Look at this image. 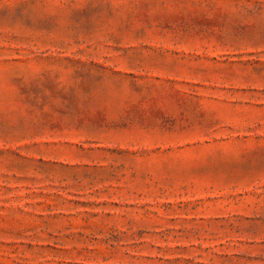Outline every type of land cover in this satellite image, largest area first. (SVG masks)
Wrapping results in <instances>:
<instances>
[{
  "label": "rangeland",
  "instance_id": "rangeland-1",
  "mask_svg": "<svg viewBox=\"0 0 264 264\" xmlns=\"http://www.w3.org/2000/svg\"><path fill=\"white\" fill-rule=\"evenodd\" d=\"M0 264H264V0H0Z\"/></svg>",
  "mask_w": 264,
  "mask_h": 264
}]
</instances>
